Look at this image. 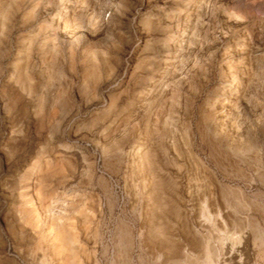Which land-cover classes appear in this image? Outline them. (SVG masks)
Listing matches in <instances>:
<instances>
[{
    "label": "rangeland",
    "instance_id": "374dc122",
    "mask_svg": "<svg viewBox=\"0 0 264 264\" xmlns=\"http://www.w3.org/2000/svg\"><path fill=\"white\" fill-rule=\"evenodd\" d=\"M263 236L264 0H0V264H264Z\"/></svg>",
    "mask_w": 264,
    "mask_h": 264
},
{
    "label": "bare ground",
    "instance_id": "6f19581e",
    "mask_svg": "<svg viewBox=\"0 0 264 264\" xmlns=\"http://www.w3.org/2000/svg\"><path fill=\"white\" fill-rule=\"evenodd\" d=\"M263 235V234H262ZM262 237V236H261ZM264 237V236H263ZM261 239H263V238H261ZM260 239V240H261ZM211 253V252H210ZM263 253V257H264V251L262 252ZM207 257H208V259H209V261L211 262V264H214V261L212 260V257L209 255H207Z\"/></svg>",
    "mask_w": 264,
    "mask_h": 264
}]
</instances>
